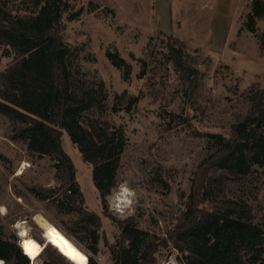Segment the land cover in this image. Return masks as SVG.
<instances>
[{"label":"rangeland","instance_id":"rangeland-1","mask_svg":"<svg viewBox=\"0 0 264 264\" xmlns=\"http://www.w3.org/2000/svg\"><path fill=\"white\" fill-rule=\"evenodd\" d=\"M241 1V5L235 0L220 10L224 19L214 39L210 35L216 33L217 26H212L210 10L197 17L199 10L183 9L185 19L191 22L184 36L206 49L190 48L184 42L189 62L200 71L192 91L189 81L164 58L173 36L167 34V25L161 27L151 19L149 1L71 0L74 9L63 17V40L78 51L82 69L104 81L109 94L106 118L124 130L128 143L120 158L116 186L106 197L104 208L93 183V166L83 161L67 133L62 137L63 150L74 163L85 197L83 207L101 217L99 253L95 256L99 264H114L110 246L120 239V231L108 215L120 221L134 218L135 225L150 237H166L189 207L193 182L213 150L202 134L228 138L235 116L247 112L248 91L256 84L264 89V17L251 21L255 0ZM176 11L173 9L174 15ZM74 13L78 18L68 21ZM194 18L201 20L199 26H194ZM249 24L256 33L248 30ZM248 32L253 36L238 37ZM7 50L0 46V72L14 59ZM109 54L124 63L114 66ZM124 92L142 95L141 100L131 110L120 105L114 109L115 96ZM23 128L0 115V238L16 244L24 254L20 229L25 227L31 237L46 243L34 222L41 214L90 254L84 234L72 229L79 215L71 205L66 206V191L57 177L54 157L31 154L27 142L19 139ZM25 163L30 166L22 169ZM261 172L228 190L230 198L249 204L257 224H264ZM47 246L35 263L28 259L30 264H44L60 253L55 246ZM157 256L159 264H185L183 254L172 244Z\"/></svg>","mask_w":264,"mask_h":264},{"label":"trees","instance_id":"trees-1","mask_svg":"<svg viewBox=\"0 0 264 264\" xmlns=\"http://www.w3.org/2000/svg\"><path fill=\"white\" fill-rule=\"evenodd\" d=\"M26 1L0 0V46L14 55L0 72V115L24 125L19 139L27 142L31 154L54 157L66 206L79 215L72 229L82 232L87 241L86 264H99L95 256L101 217L83 207L85 197L62 137L67 133L83 161L93 166V183L105 208L128 144L126 134L106 118L109 94L104 81L85 72L78 51L63 40V17L74 9L71 0ZM78 16L74 13L68 21ZM256 17H264V0L253 3L251 21ZM248 30L256 33L252 24ZM167 48L166 62L195 91L200 71L189 62L186 44L170 37ZM109 59L116 67L124 63L111 54ZM141 97L117 94L114 109L120 105L131 110ZM245 101L247 112L235 116L228 138L202 134L213 150L193 182L189 207L166 237H150L134 218L120 221L107 214L120 231L119 243L110 246L114 264H159L157 255L169 244L183 254L185 264H264V224L255 223L249 204L228 196L231 185L245 184L259 170L264 176V89L252 86ZM28 259L16 244L0 238L3 264H30ZM44 264L74 263L58 253Z\"/></svg>","mask_w":264,"mask_h":264},{"label":"crops","instance_id":"crops-1","mask_svg":"<svg viewBox=\"0 0 264 264\" xmlns=\"http://www.w3.org/2000/svg\"><path fill=\"white\" fill-rule=\"evenodd\" d=\"M150 2V16L151 19L155 20V23L159 26L167 25V34L170 36H173L175 38H178L179 40H182L185 42L190 48L194 49H202L206 50L204 46L201 45V43H191L187 40V38L184 36L187 34L188 30L191 29L190 25L191 22L189 20L185 19L183 9L192 8L193 10H199V14L197 17L201 16V14L204 12V10H210V16L213 17V23L212 26H217V31L214 34L211 33L210 37L212 36V39L218 35L219 30H221V24L224 17L221 15L220 10L224 8L225 6H229L230 2H234L235 0H145V2ZM238 5H241V0H236ZM175 6V7H174ZM173 9H176V14L174 15ZM197 15V12L194 14ZM197 18H194L192 21L194 26H199L201 23V20H197ZM183 21L185 23L183 24ZM221 25V26H220ZM165 27V26H164ZM163 27V28H164ZM176 27V28H175ZM244 35H252L250 32L243 33L242 35L239 34V38ZM235 52V50H232ZM224 65L230 67L233 71L238 72L234 66L231 64L224 63ZM1 207V206H0Z\"/></svg>","mask_w":264,"mask_h":264},{"label":"bare ground","instance_id":"bare-ground-1","mask_svg":"<svg viewBox=\"0 0 264 264\" xmlns=\"http://www.w3.org/2000/svg\"><path fill=\"white\" fill-rule=\"evenodd\" d=\"M26 166L28 167L30 165L25 163L22 169H25L24 167ZM18 175H23V173L19 172ZM34 222L42 230V236L46 243L41 244L35 238L29 235L28 230L25 227H21V248L24 252V255H26L31 261L34 262L41 257L46 249V245H53L70 262L74 264H86L87 254L85 251L77 246V244L59 227L49 222L41 214H37L34 217ZM0 264H3V262L0 261Z\"/></svg>","mask_w":264,"mask_h":264},{"label":"water","instance_id":"water-1","mask_svg":"<svg viewBox=\"0 0 264 264\" xmlns=\"http://www.w3.org/2000/svg\"><path fill=\"white\" fill-rule=\"evenodd\" d=\"M258 127L260 128L261 127V124H258Z\"/></svg>","mask_w":264,"mask_h":264},{"label":"built area","instance_id":"built-area-1","mask_svg":"<svg viewBox=\"0 0 264 264\" xmlns=\"http://www.w3.org/2000/svg\"><path fill=\"white\" fill-rule=\"evenodd\" d=\"M4 263V262H3Z\"/></svg>","mask_w":264,"mask_h":264}]
</instances>
